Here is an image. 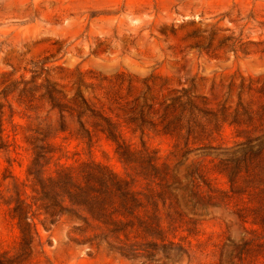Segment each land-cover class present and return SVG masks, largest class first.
<instances>
[{"label": "rangeland", "instance_id": "rangeland-1", "mask_svg": "<svg viewBox=\"0 0 264 264\" xmlns=\"http://www.w3.org/2000/svg\"><path fill=\"white\" fill-rule=\"evenodd\" d=\"M40 67L35 84L56 83L63 112L38 89L11 92ZM78 80L127 161L72 101ZM0 127V264H264V0H0ZM86 164L131 198L100 195L104 220L57 199L50 223L29 170L64 165L83 185Z\"/></svg>", "mask_w": 264, "mask_h": 264}, {"label": "trees", "instance_id": "trees-1", "mask_svg": "<svg viewBox=\"0 0 264 264\" xmlns=\"http://www.w3.org/2000/svg\"><path fill=\"white\" fill-rule=\"evenodd\" d=\"M230 37H225L219 42V46H227L230 51H235V42L230 41ZM230 42V43H228ZM199 48L200 45H195ZM45 69L43 67L32 71V77L30 81L21 78L12 84V91H17L19 102H24V96L26 94H32L36 92V89L41 91V97L46 99L52 109H57L63 112L66 107L59 101L61 98H66L67 94L61 90L58 85L51 82L48 77H44L40 85L35 84L36 78H38ZM82 82L77 81L75 85V95L72 97V101L77 105H81L80 110L85 113H90L93 117H99L104 120L107 128L103 131L116 146V153L124 160L127 161L130 149L124 143L120 133L117 131L115 123L110 119L103 117L104 104L92 103L83 98L80 94L79 88ZM21 86V88H20ZM184 94L187 91L182 90ZM80 99V102L77 100ZM177 97H170V101L176 100ZM187 104L191 109H196V103L191 100L189 95L187 96ZM1 128V127H0ZM34 158L31 165H35L42 159L43 155L33 146ZM83 171L80 173V177L83 181V185L78 183L77 178L70 172L69 167L64 165L60 166L61 170L56 171L55 176L43 177V169L31 173L29 170V176H32L33 191L35 193V200L41 201V209L44 212L46 220H50L55 213L64 212L62 203H59L57 199H61L62 202H67L70 208H77L82 210L88 216L95 220H104V200L100 198V195H112L117 194L123 199L131 198V190L126 180L122 179L115 173L111 172L105 166L86 164L82 166ZM34 197V196H33ZM13 218H16L17 225L21 234V241L29 245L33 237V224L29 217V212H24L22 208L17 205L13 208ZM103 218V219H102ZM106 224V223H105Z\"/></svg>", "mask_w": 264, "mask_h": 264}]
</instances>
